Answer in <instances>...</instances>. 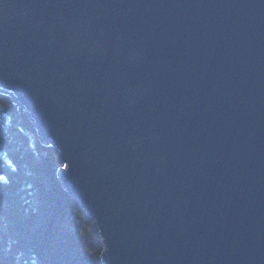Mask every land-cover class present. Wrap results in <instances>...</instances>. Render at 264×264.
<instances>
[{
	"label": "water",
	"instance_id": "water-1",
	"mask_svg": "<svg viewBox=\"0 0 264 264\" xmlns=\"http://www.w3.org/2000/svg\"><path fill=\"white\" fill-rule=\"evenodd\" d=\"M0 92L104 264H264V0H0Z\"/></svg>",
	"mask_w": 264,
	"mask_h": 264
},
{
	"label": "trees",
	"instance_id": "trees-1",
	"mask_svg": "<svg viewBox=\"0 0 264 264\" xmlns=\"http://www.w3.org/2000/svg\"><path fill=\"white\" fill-rule=\"evenodd\" d=\"M58 151L0 92V264H104L92 218L64 187Z\"/></svg>",
	"mask_w": 264,
	"mask_h": 264
}]
</instances>
